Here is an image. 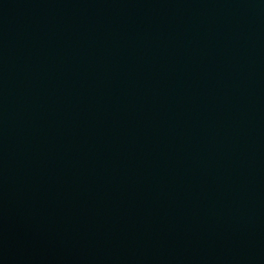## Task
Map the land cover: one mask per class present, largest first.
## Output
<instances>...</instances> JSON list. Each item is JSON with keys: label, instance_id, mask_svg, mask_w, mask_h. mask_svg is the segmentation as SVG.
<instances>
[{"label": "water", "instance_id": "1", "mask_svg": "<svg viewBox=\"0 0 264 264\" xmlns=\"http://www.w3.org/2000/svg\"><path fill=\"white\" fill-rule=\"evenodd\" d=\"M0 264H264V0H0Z\"/></svg>", "mask_w": 264, "mask_h": 264}]
</instances>
